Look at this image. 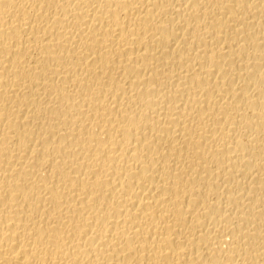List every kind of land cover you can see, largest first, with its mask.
<instances>
[{"label":"bare ground","instance_id":"bare-ground-1","mask_svg":"<svg viewBox=\"0 0 264 264\" xmlns=\"http://www.w3.org/2000/svg\"><path fill=\"white\" fill-rule=\"evenodd\" d=\"M0 264H264V0H0Z\"/></svg>","mask_w":264,"mask_h":264}]
</instances>
